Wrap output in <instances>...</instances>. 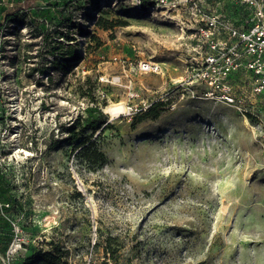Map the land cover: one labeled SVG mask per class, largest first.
Masks as SVG:
<instances>
[{"label":"rangeland","instance_id":"374dc122","mask_svg":"<svg viewBox=\"0 0 264 264\" xmlns=\"http://www.w3.org/2000/svg\"><path fill=\"white\" fill-rule=\"evenodd\" d=\"M93 1L37 0L25 20L0 19V186L21 240L8 251L0 219V264H50L36 252L52 249L51 264H264V132L243 114L248 98L206 97L194 66L206 0L145 11ZM100 16L123 24L103 29ZM61 35L79 55L69 67L59 63L68 48L48 52L67 47ZM121 101L126 113L104 111ZM156 103L157 116L141 118ZM95 105L98 127L76 125ZM81 143L103 160L88 163Z\"/></svg>","mask_w":264,"mask_h":264},{"label":"built area","instance_id":"2783aa9c","mask_svg":"<svg viewBox=\"0 0 264 264\" xmlns=\"http://www.w3.org/2000/svg\"><path fill=\"white\" fill-rule=\"evenodd\" d=\"M152 1L156 5L164 0ZM135 3L140 8V1ZM200 22L206 36L205 52L203 60L195 61L194 66L203 69L206 97L227 103L248 98L251 106L243 107V114L252 116L264 132V0H206V18ZM139 66L143 71L160 70L159 63L150 61H142ZM234 87L239 88V97ZM8 205L0 201V213L13 232L11 252L21 240L19 226L2 212Z\"/></svg>","mask_w":264,"mask_h":264},{"label":"trees","instance_id":"16d2710c","mask_svg":"<svg viewBox=\"0 0 264 264\" xmlns=\"http://www.w3.org/2000/svg\"><path fill=\"white\" fill-rule=\"evenodd\" d=\"M139 1H140V9L142 8L144 11L147 10V8L149 6H153V4H154V2L152 0H139ZM36 3H37V0H0V19L12 22L16 18H18L19 15H21L22 18L25 20V18L27 16L25 14L29 15V14H31L32 9L36 10L38 8ZM93 3H95V0L93 1ZM46 5H48V3ZM41 9H44V6L42 8H40L39 11H41ZM33 19H35V18H33ZM117 22H119V23H117ZM95 23L98 24L99 26H101L103 29L111 28L116 24H118V25L123 24L121 21H106V19H104L101 16L96 19ZM42 30H44V29L42 28ZM81 32H84V31L81 30ZM42 36H43V41L46 42L47 34H43ZM60 37L66 38L67 47H64V45L60 42H54V45H52L50 47L51 49L48 52H50L52 54L55 52L56 49L68 48V51L66 50V52L64 53V56L61 59V60H63V62L59 61V63H61L65 67L66 66L69 67L72 65L73 61L79 60L78 53L70 45L71 44L70 41L74 40V38L72 37V35L71 36L61 35ZM69 60H71V61H69ZM86 94H88V93H86ZM88 96H90L88 98H90V99L92 98L91 100H93L92 95L89 94ZM156 105H157V103L154 104L153 106L149 107V109L145 111V113H144L145 115H142L141 118L148 117V116L155 118L157 115L151 114V111L153 110V108ZM86 110H88V111H86L85 117H83V118L79 117L76 120V125H78L79 122H82L84 129L93 130L94 128L98 127V123L102 122V120L105 119V115L102 112L101 108L98 107V105H95L94 111H91L89 109H86ZM68 136H69L68 139L76 138L77 134L74 133V127L69 128ZM85 137H87V136H84V138ZM81 144H82L81 156L88 163L96 164V163H99L103 160V155L100 151H98L96 149H90L89 147H86L85 145H83V143H81ZM0 179H1V177H0ZM5 192H6V188L3 186H0V201L3 203H7L4 201ZM8 210H9L8 207H2L3 213H6ZM0 219H2V222H3L2 224L5 225V226L1 225V228H4L6 230L11 231V226H10L9 221L3 219L1 213H0ZM11 237H13V232L9 235V239ZM114 239H115V237L107 236L105 241H104V244H105L104 249H105L106 253H108L109 259L116 261L117 249L115 247H113V245H112ZM1 252L4 253L3 250H1ZM56 252L57 251L52 249V250L43 251V252L38 250L36 253L38 255H40V258H42L45 262H48L51 264L52 262H54V259L56 258V256H55Z\"/></svg>","mask_w":264,"mask_h":264},{"label":"bare ground","instance_id":"6f19581e","mask_svg":"<svg viewBox=\"0 0 264 264\" xmlns=\"http://www.w3.org/2000/svg\"><path fill=\"white\" fill-rule=\"evenodd\" d=\"M129 108L126 106L124 102H114L104 107V111L110 113L112 115H119L121 113H126ZM243 123L246 126H249V123L246 119L243 120ZM201 129L206 130V126L201 124Z\"/></svg>","mask_w":264,"mask_h":264}]
</instances>
